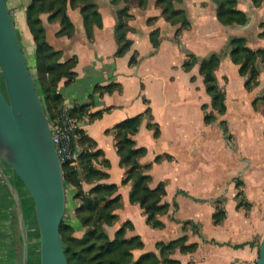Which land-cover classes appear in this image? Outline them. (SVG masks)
<instances>
[{
	"label": "crops",
	"instance_id": "1",
	"mask_svg": "<svg viewBox=\"0 0 264 264\" xmlns=\"http://www.w3.org/2000/svg\"><path fill=\"white\" fill-rule=\"evenodd\" d=\"M112 1L96 0L102 27L93 28L92 39L86 36L79 8L67 7L74 26L71 38L56 36L60 24H50L46 14L40 16L47 41L62 52L61 62L76 60L74 79L58 84L62 104L85 108L81 128L103 153L94 166L108 174L98 183L117 185L122 199V207L115 211V225L105 228L107 234L112 237L130 222L133 229L126 231V238L139 236L144 244L142 249L133 251L136 259L145 253L159 255L157 243L184 237V245L194 248H178L169 256L179 264L255 263L264 236V102L253 105V101L264 96V69L259 63L258 85L248 91L245 78L230 59L227 43L231 37H242L248 48L264 49V37H259L263 31L264 2L255 6L251 0H236L237 10L246 14L248 21L242 26H224L216 17V6L211 0H184L191 26L176 39V27L160 16L155 0H148L145 9L139 7L137 0L128 4ZM29 3L25 0L22 10L14 14L11 8L10 11L15 28L20 26L26 41V49L21 46L23 53L26 51L35 62V45L25 17ZM124 7L132 15L126 36L132 45L124 55L117 56L116 14ZM153 17L155 20L148 22ZM156 30L160 43L154 50L150 33ZM134 52L138 58L135 66L130 65ZM187 52L199 59L214 53L220 57L215 78L224 92L226 111L223 115L215 111L216 120L208 126H204L202 107L210 105V97L204 91L198 66L191 72L183 70ZM111 85L116 86L112 92L99 90ZM148 108L151 119L143 118L132 139L136 147L147 151L139 162L151 164L147 172L150 188L165 184L162 203L168 204L169 210L158 217L160 228L148 225L140 206L129 202L131 183L122 184L126 168L120 164L116 148L119 134L113 130ZM96 113L101 116L92 118ZM148 122L158 125V137L147 127ZM161 155H168L171 160L154 163ZM93 185L83 183L82 188L87 192ZM218 200L225 217L214 224ZM76 205L72 198L71 215Z\"/></svg>",
	"mask_w": 264,
	"mask_h": 264
},
{
	"label": "trees",
	"instance_id": "2",
	"mask_svg": "<svg viewBox=\"0 0 264 264\" xmlns=\"http://www.w3.org/2000/svg\"><path fill=\"white\" fill-rule=\"evenodd\" d=\"M130 0H113L114 3L123 2L128 4ZM220 5L217 10V19L224 26L245 25L248 17L243 12L237 10L236 0H214ZM141 9L147 6V0H137ZM182 0H155V6L161 10L167 22L171 25H179L176 31V37L179 36L181 30L190 28L183 11L173 9L174 3H181ZM262 2V1H261ZM257 6L259 0H252ZM79 8L83 18V24L88 39L93 37V28L102 27L101 16L98 12L96 0H30L26 8L25 17L28 29L32 35L35 45V70L36 79L33 77L37 91L48 102L46 115L51 122H54L58 116V111L62 105V97L58 93V84L66 79L70 82L74 79L75 73L73 68L76 60L69 59L61 62L62 52L56 50L49 44L46 37V30L43 26L41 15H47L49 23L58 22L60 29L56 36H65L71 38L74 34V26L67 15V7ZM117 23L115 26V37L118 44L117 56H122L131 48V42L127 39L129 32L128 22L132 18L126 7L117 11ZM153 18L148 21L151 22ZM263 31L259 37H264ZM151 43L154 50L159 46L158 31H154L150 35ZM227 48H229L230 59L233 64L238 66V73L245 78V88L251 91L258 85L259 67L262 64L264 69V49L252 50L246 46V40L242 37H231L228 40ZM197 58L192 53H186V58L182 64V68L188 72ZM138 63L136 54L132 55L130 65ZM220 64L218 54H212L200 62V73L204 77L207 92L211 95L212 105L219 115H223L226 111L224 100L225 95L217 85L215 71ZM116 86H107L99 88L106 92H112ZM264 99V96L262 97ZM257 99L253 101L255 105ZM45 109V106H43ZM85 108L71 109V116L82 123L85 115ZM101 113L92 115V118H98ZM151 119L150 109L148 108L143 114L117 124L113 130L119 134L116 143L120 164L126 168L122 184L131 183V191L129 194V202L137 204L143 210L146 216V223L154 228L162 227V223L158 220L160 215H164L169 210V205L162 203L165 196V184L160 183L155 188H150L151 177L147 174L151 164L141 165L139 160L146 155V149L136 147L132 137L138 132L139 126L144 117ZM216 120V116L207 114L204 117V123L210 125ZM225 124L222 122L221 127L226 133ZM147 127L153 131L154 137L159 135V127L157 124L148 122ZM78 145L82 152L79 160L75 165L68 162L62 163L63 177L65 188L74 190L73 200L76 202L74 215L84 229V233L80 238L73 236V228L62 222L60 226V234L62 236L65 255L68 264H179L178 261L172 260L169 256L176 250L187 251L194 246L187 247L184 245L185 238H179L169 243L159 242L156 244L159 255L155 253H145L134 258L133 251L142 249L144 244L139 236L126 238V231L132 230L133 226L130 222H126L118 228L112 237L106 232V227H112L117 221L115 211L122 207L121 196L117 193V185H101L98 182L107 178L108 174L99 171L94 164L98 158L103 156L102 151L97 149L96 142L86 135L84 130H78ZM164 160H171L168 155L157 156L154 163H161ZM104 165L107 167L108 162ZM9 180L13 184L11 177ZM6 187L10 196V189L7 184L0 179ZM19 185L23 186L18 179ZM83 183L94 184L93 187L85 192L82 188ZM240 183H237L239 186ZM239 196V195H238ZM215 213L213 214L214 224H219L225 217V212L221 201L215 202ZM238 206H241L239 204ZM25 216V215H24ZM26 218V217H25ZM27 224V221H26ZM184 225H192L191 222H184ZM28 227V225H27ZM38 233V231H37ZM39 236V234H38ZM29 238V264H40L39 250L33 249L30 245L31 232L28 231ZM13 264H17L16 261Z\"/></svg>",
	"mask_w": 264,
	"mask_h": 264
},
{
	"label": "water",
	"instance_id": "3",
	"mask_svg": "<svg viewBox=\"0 0 264 264\" xmlns=\"http://www.w3.org/2000/svg\"><path fill=\"white\" fill-rule=\"evenodd\" d=\"M0 66V166L11 168L32 197L40 264H68L60 234L66 211L62 162L6 0H0ZM0 179L12 187L1 170ZM14 199L19 203L17 194ZM18 207L22 264H29L28 227ZM255 264H264V236Z\"/></svg>",
	"mask_w": 264,
	"mask_h": 264
},
{
	"label": "rangeland",
	"instance_id": "4",
	"mask_svg": "<svg viewBox=\"0 0 264 264\" xmlns=\"http://www.w3.org/2000/svg\"><path fill=\"white\" fill-rule=\"evenodd\" d=\"M24 1L25 0H6L9 8H11V11L13 12V14L16 13V11L18 9L19 10L23 9ZM211 2L214 3V5L216 6V17H217V10H218L220 3L215 2L214 0H211ZM259 2L261 4L264 2V0H259ZM147 3H148V0H147ZM183 5H184V0H182L181 3H174L172 8L175 9L176 11H183L187 20L190 23V26H191L190 19L188 18L187 13H186ZM259 5H257V6H259ZM160 16L166 21L164 16H162V15H160ZM154 20H155V18L153 17L152 21H154ZM167 23L170 24L169 22H167ZM171 26L176 27V30H175V37H176V31L178 30L179 25H171ZM188 29L189 28L181 30L180 34L183 31H187ZM16 31H17V36H18L20 45L26 49V47H27L26 41L24 39V35H23L22 30H21L19 25H17ZM156 31H158V30H156ZM152 32H154V31H152ZM151 33H150V35H151ZM180 34H179V36H180ZM178 37H176V39ZM150 40H151V38H150ZM134 54H136V53L134 52ZM210 55H212V54H210ZM210 55H208L207 57H209ZM24 56H25L26 62L28 64V67L30 69V72L32 74V77H34L36 79L35 62H33L32 57L26 51H25ZM136 57H137V54H136ZM207 57H205V58H207ZM196 58H197V61L193 64V66L191 67V69L188 72H191V70L193 68H195L196 65L198 66L199 75L201 76L202 84L205 87L204 91L210 97V105L204 104L202 107V109L204 111V117L207 114H211V115L216 116L214 114L216 110L212 105L211 95L207 92L206 85L204 82V77L200 73V62L205 58H203V59H199L198 57H196ZM137 60H138V58H137ZM190 80H191V82H194L195 78L191 77ZM0 88L2 90H4V81H3L1 66H0ZM39 96H40V99H41L43 106H45L44 110L46 113V108L48 106V102L41 95H39ZM256 99H257V102H259L261 100H262V102H264V99H262V98H256ZM210 108H211V110H210ZM204 117H203V122H204ZM47 119H48V116H47ZM48 122H50L49 119H48ZM204 126H208V125H206L204 123ZM0 170L6 176L11 177V180L13 182V184L11 183L12 187L9 190L11 195H12V196H10L8 194V191H7L6 187L4 186V184L0 181V264H13V262H15V261L17 264H22L23 248H22V236H21V231H20V227H19L20 209L18 206H20L22 213L25 215L27 225H28V231L31 232L30 245L32 246L33 249L39 250V236L37 233L38 230H37V223H36V218H35V213H34L33 200H32L31 195L29 194L28 190L24 186L19 185L18 177L16 176V174L14 173V171L11 168L5 166L4 164H1ZM73 191L74 190L71 188H65L66 211H65L63 221H65L66 224L70 225L73 228V236L76 238H80L84 233V229L81 227V225L77 221L75 215H71V211H72L71 204H72V198H73V193H74ZM15 194L18 195L19 203H17L14 199ZM82 231H83V233H81ZM244 263L245 264H255L256 262L255 263L244 262Z\"/></svg>",
	"mask_w": 264,
	"mask_h": 264
},
{
	"label": "built area",
	"instance_id": "5",
	"mask_svg": "<svg viewBox=\"0 0 264 264\" xmlns=\"http://www.w3.org/2000/svg\"><path fill=\"white\" fill-rule=\"evenodd\" d=\"M71 109L70 105L62 104L56 120L49 122V126L53 143L61 162L75 165L82 152L78 145L77 133L81 128V123L71 116Z\"/></svg>",
	"mask_w": 264,
	"mask_h": 264
}]
</instances>
